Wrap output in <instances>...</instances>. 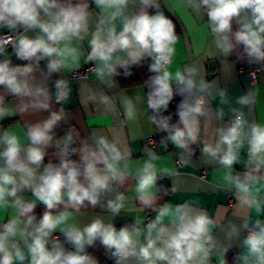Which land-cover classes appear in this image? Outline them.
Masks as SVG:
<instances>
[{"label": "clouds", "instance_id": "clouds-1", "mask_svg": "<svg viewBox=\"0 0 264 264\" xmlns=\"http://www.w3.org/2000/svg\"><path fill=\"white\" fill-rule=\"evenodd\" d=\"M92 2L103 19L91 33L90 51L85 62H97L98 76L110 77L116 74V65L127 68L129 64H138L145 56L151 57L150 71L156 75L151 78L152 90L148 93L147 105L156 112L167 109L173 97V81L182 85L181 94L189 96L194 92H205L210 87L203 79L197 83L194 78L196 68L175 73L169 70L179 37L173 22L159 10L158 0ZM130 3L138 4L139 11L128 15L126 9ZM182 3L197 14L203 12L206 15L207 28L224 56L242 44L252 63H264V0H182ZM89 7L88 0L76 3L72 0H0V28L15 30L22 26L25 32L38 29L42 34L35 39L20 35L13 45L17 58L28 63L0 62V87L16 97L34 98L30 105H24L25 109L29 106L35 109L49 107L46 89L30 84L40 60H48L49 73L68 67L69 61L77 64L80 53L73 41L79 42L88 34L92 15ZM149 8L156 9L155 14H151ZM117 21L121 25L119 30ZM233 22L238 25L235 31ZM4 43H13V39L9 37ZM2 53L3 47L0 46ZM56 89L57 102L65 100L67 91L63 80L57 81ZM220 95L221 103H225L224 93ZM237 103L247 105L250 99L242 96ZM2 105L3 97L0 96V119L13 114ZM231 111L237 114L230 126L217 129L218 139L214 144L204 143L202 153L227 170L223 182L238 190L240 202L259 210L260 201L256 194L260 188L256 185L264 181V176L258 175L264 170V124L249 123L243 112ZM177 114L179 119L175 124L169 123L170 117L154 122L160 131L167 133V140L176 148L187 150L200 137V118L205 115L204 97L190 100L186 96ZM127 115L134 118L131 109ZM223 115L222 110L218 112V117ZM62 116L63 109L52 112L42 124L30 126L27 131L30 143L26 148L16 133L4 131L0 134V146H3L0 150V209L12 207L16 210V215L0 226V264H14L16 261L23 264L25 261V252L15 239L17 236L25 243L30 264H98L96 258L85 252V246L92 245L98 238L110 257L115 259V264H130L133 260L135 264H207L215 244L212 235L214 221L206 211L190 203H165L158 207L154 219L143 226L142 221L135 220L133 225L117 229L97 217L82 229L60 227L66 224L71 213L53 214V209L63 205L65 209L78 211L85 201L95 207L100 202V194L111 190L112 183L124 182L128 168L127 163L121 167L128 153L122 152L116 143L109 142L104 136L94 137V146L84 143L80 149H71L73 153L79 151L82 164L68 159L69 144L73 141L69 133L56 141L60 163H49L41 172L45 148L53 141L51 130ZM245 144L246 167L250 170L241 179L239 174L233 175V166L239 162L240 150ZM148 157L138 172L135 191L143 207L156 210L154 189L158 177L153 161L158 157L151 151ZM24 189H30L35 199L29 202L19 196L18 192ZM124 199L121 193L114 200H108L107 210L119 214L124 208ZM37 201L46 207L38 221L31 215ZM243 227L248 228L247 222ZM254 227L256 230L243 241L247 249L244 264H248L250 257L255 258L256 264H264V221L256 219ZM57 229L74 246V251H66L58 238L51 248L48 247ZM231 234L238 235L235 226Z\"/></svg>", "mask_w": 264, "mask_h": 264}, {"label": "crops", "instance_id": "crops-1", "mask_svg": "<svg viewBox=\"0 0 264 264\" xmlns=\"http://www.w3.org/2000/svg\"><path fill=\"white\" fill-rule=\"evenodd\" d=\"M72 2L76 3L79 0H72ZM88 2L92 13L89 19L88 34L79 42L73 41V45L78 47L80 53L77 64L69 61L68 67L49 73L48 60L42 59L33 74L34 78L30 81L31 86L46 89L49 103L47 109H35L31 106L25 109L24 105H30L33 97H16L7 89L0 87V96L3 97L2 106L13 113L0 119V134L4 131L16 133L21 139L22 146L26 148L30 143L27 139L28 128L37 123L42 124L52 112H60L63 109L62 119L53 127L50 134H55L60 130H64V133L59 138H53V141L45 148L46 155L40 168L41 172L43 167L49 163L54 165L60 163L61 157L56 141L62 140L69 133L73 136L72 149H80L84 143L94 146V137L104 136L109 142L116 143L122 152L128 153L126 160L121 162L122 168L124 163L128 165L124 182L122 184L112 183L111 190L100 194V202L95 207L85 201L84 206L78 211L72 208L65 209L63 205L52 210L53 214L63 211L71 213L66 224L60 227L77 226L82 229L97 217L102 218L106 224L112 223L117 229L126 225L131 226L135 220L142 221L141 226H143L154 219L158 207L165 203L172 205L190 203L206 211L214 221L212 235L215 244L209 253L207 264H244L243 257L247 254V249L243 244L246 230L243 225L247 222L248 226H254L256 219L264 221V181L256 185L260 188V192L256 194L260 201L259 210L255 206L249 207L242 204L238 190L233 185L223 182L222 177L227 170L217 161L203 154L202 148L204 143L214 144L216 142L217 129L230 126L237 114L231 109L243 112L249 123L264 124V66L250 63V60L243 54L242 44L236 46L228 56L220 53L216 47L215 38L207 28V17L203 12L197 14L190 7H184L182 0H158L159 10L173 22L179 37L169 70L175 73L177 70L183 72L187 68H196L197 73L194 78L197 83L203 79L210 87L205 92L192 94L193 100L200 96L205 99V115L200 118L201 132L196 143L190 144L189 148L184 150L176 148L166 139L156 148L149 147L146 145V138L155 136L156 133L152 126L151 109L147 105L145 87L134 86L122 89L118 85L115 74L102 78L96 72L97 62H85L90 51L91 33L96 30L99 21L103 19L100 10L96 8L92 0ZM138 11V4L130 3L126 14L131 15ZM148 11L155 14L156 9L149 8ZM116 26L119 30L121 26L119 21L116 22ZM104 27L106 28L107 25ZM237 27L238 25L233 22V31ZM11 32L16 33L15 39L9 48L3 49L0 62L11 60V51L15 50L13 45L20 35H26L30 39L42 35L38 29L25 32L22 26H18L15 30L0 29V34ZM145 59H151V57L145 56L140 62ZM248 64L259 69L254 82L239 72V67ZM135 65L137 64H129L127 68L116 65V73L126 71ZM88 67H91L92 71L87 72L85 78H70L73 71ZM60 80L66 84L67 97L61 102H56V83ZM177 84L175 81L172 82V86ZM221 92L224 93L225 103H221ZM242 96H248L250 103L238 104L237 100ZM129 109L134 113V118L128 117ZM221 110L224 113L222 118L218 117V112ZM2 147L0 146V150ZM149 151L154 152L158 157L153 161L158 177L154 189L157 196L156 210L143 207L135 191L138 172L144 162L149 159ZM67 158L82 164L79 151L71 152ZM247 160V145L245 144L240 150L239 162L233 166V175L239 174L243 179L244 173L250 170L246 167ZM258 175L264 176V170ZM121 193L125 197L124 208L119 214L114 215L107 210L106 203L108 200H114ZM18 195L29 202L35 199L30 189L20 191ZM9 199L11 201L12 198ZM45 211L46 207L37 201L31 215H34L38 221ZM15 215L16 210L12 207L0 209V226ZM233 226L238 230V235L231 234ZM28 231H31V228ZM55 238L59 239L66 251L68 247H70V252L75 250L59 229L52 234L49 248L52 247ZM15 239L26 255L23 264H30L24 241L19 236ZM93 251H100L105 262L115 264V259L110 257L99 238L92 245L85 246L86 253H93ZM14 264H20V262L16 261ZM130 264H135V261H131ZM248 264H256L255 258L250 257Z\"/></svg>", "mask_w": 264, "mask_h": 264}, {"label": "trees", "instance_id": "trees-1", "mask_svg": "<svg viewBox=\"0 0 264 264\" xmlns=\"http://www.w3.org/2000/svg\"><path fill=\"white\" fill-rule=\"evenodd\" d=\"M1 29V28H0ZM12 58L10 60L12 65H23L28 63L27 61H23L17 58L15 50L11 51ZM243 54L250 60V58L246 55L243 50ZM153 61L151 59H145L144 61L138 63L134 67L115 74V78L118 82V85L122 89L131 88L134 86H144L146 89V95L148 99V93L151 89V78L156 75V73L150 71V65ZM250 63H252L250 61ZM259 66H264V63L257 64ZM127 73V74H126ZM173 88V97L169 101L167 109H161L159 112L151 110L152 117V126L156 133L155 137L157 138V143L162 144L167 139V133L160 131L158 124L155 121H159L163 117H170L169 123L175 124L178 117V109L179 105L185 100V97L188 96L190 100H193L192 95L189 96L187 93L181 94L180 89L182 85L177 84L172 86ZM154 118V119H153ZM64 133V130H60L59 132L52 134L53 138H59ZM93 257H95L99 264H114V262H105L100 251H93V253H87Z\"/></svg>", "mask_w": 264, "mask_h": 264}, {"label": "built area", "instance_id": "built-area-1", "mask_svg": "<svg viewBox=\"0 0 264 264\" xmlns=\"http://www.w3.org/2000/svg\"><path fill=\"white\" fill-rule=\"evenodd\" d=\"M16 36V33L11 32V33H4V34H0V46L3 47V49L9 48L11 46L12 43H8L5 44L4 41L8 40L9 37H11L14 41ZM92 71L91 67L82 69V70H75L70 74V78L71 79H83L85 78L87 72ZM239 72L242 75H245L251 82H254L257 79V75L259 72V69L255 66H253L252 64H248L246 66H242L239 67ZM57 102V100H55ZM146 145L152 148H156L158 146L157 143V138L155 136H148L146 138ZM63 147V144H61V148ZM71 149H72V143L70 142L69 144V152L71 154ZM69 154V155H70ZM232 202L230 201V204ZM150 218H148L149 220ZM256 230L254 226H248V228H246L245 230V238L247 237V235L251 232ZM68 252H70V247H68L67 249Z\"/></svg>", "mask_w": 264, "mask_h": 264}]
</instances>
